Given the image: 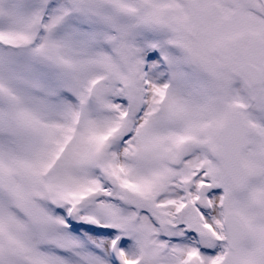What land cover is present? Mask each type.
<instances>
[{
	"label": "snow or ice",
	"instance_id": "obj_1",
	"mask_svg": "<svg viewBox=\"0 0 264 264\" xmlns=\"http://www.w3.org/2000/svg\"><path fill=\"white\" fill-rule=\"evenodd\" d=\"M0 264H264V0H0Z\"/></svg>",
	"mask_w": 264,
	"mask_h": 264
}]
</instances>
